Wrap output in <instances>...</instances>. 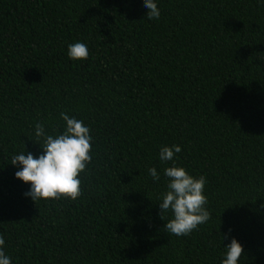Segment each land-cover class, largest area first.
I'll list each match as a JSON object with an SVG mask.
<instances>
[{
  "label": "trees",
  "instance_id": "16d2710c",
  "mask_svg": "<svg viewBox=\"0 0 264 264\" xmlns=\"http://www.w3.org/2000/svg\"><path fill=\"white\" fill-rule=\"evenodd\" d=\"M0 0V234L12 264H264V0ZM88 46L84 61L68 45ZM82 120V196L32 201L13 155ZM59 126V127H57ZM55 130V131H54ZM207 184L211 219L164 229L161 147ZM160 175L153 181L149 168ZM227 236V239L223 237Z\"/></svg>",
  "mask_w": 264,
  "mask_h": 264
},
{
  "label": "clouds",
  "instance_id": "9594fccd",
  "mask_svg": "<svg viewBox=\"0 0 264 264\" xmlns=\"http://www.w3.org/2000/svg\"><path fill=\"white\" fill-rule=\"evenodd\" d=\"M144 7L147 9L148 20L160 19V9L155 0H144ZM67 55L73 61L87 60L88 46L81 42L70 44ZM60 119L64 122V128L55 135L45 131L44 122L35 124V137L43 141L42 145L38 144L42 149L41 155L34 157L31 153L25 154L23 150L11 158L10 164L20 168L15 172V178L31 186L25 196L31 197L33 202L61 199L76 201L83 194L80 176L87 173L88 165L92 162L90 128L82 120L70 117L65 112L60 113ZM181 151L178 145L164 146L159 151L162 163L174 162L173 166L163 171L168 182L167 190L161 197L162 202L158 204L160 219L163 220V214L169 211L172 213V219L164 224V229L177 237L190 235L198 230L199 225L211 219V213L206 208L208 198L204 194L207 180L203 175L196 178L185 168L175 165L176 156ZM148 172L154 182L160 179L156 168H149ZM4 245L5 239L0 234V264H12L11 257L3 250ZM225 248L227 251L221 264H238L244 256L243 246L232 238Z\"/></svg>",
  "mask_w": 264,
  "mask_h": 264
}]
</instances>
